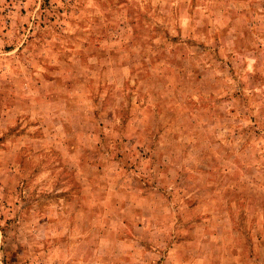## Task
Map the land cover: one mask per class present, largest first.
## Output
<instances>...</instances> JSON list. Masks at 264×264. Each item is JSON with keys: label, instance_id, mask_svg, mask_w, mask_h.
I'll return each instance as SVG.
<instances>
[{"label": "rangeland", "instance_id": "obj_1", "mask_svg": "<svg viewBox=\"0 0 264 264\" xmlns=\"http://www.w3.org/2000/svg\"><path fill=\"white\" fill-rule=\"evenodd\" d=\"M0 264H264V0H0Z\"/></svg>", "mask_w": 264, "mask_h": 264}]
</instances>
